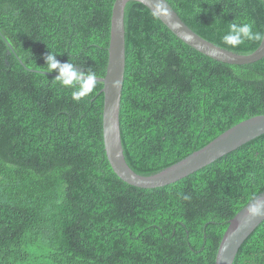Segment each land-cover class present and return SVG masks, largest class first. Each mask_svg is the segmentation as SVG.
Here are the masks:
<instances>
[{"label":"trees","instance_id":"trees-1","mask_svg":"<svg viewBox=\"0 0 264 264\" xmlns=\"http://www.w3.org/2000/svg\"><path fill=\"white\" fill-rule=\"evenodd\" d=\"M207 40L233 22L264 33V0H167ZM115 0H0V264H215L229 221L264 191V134L165 186L112 169L103 82L76 101L47 73L106 75ZM120 125L129 165L157 172L264 113V58L226 63L192 48L145 4L125 11ZM233 264H264V221Z\"/></svg>","mask_w":264,"mask_h":264},{"label":"water","instance_id":"water-1","mask_svg":"<svg viewBox=\"0 0 264 264\" xmlns=\"http://www.w3.org/2000/svg\"><path fill=\"white\" fill-rule=\"evenodd\" d=\"M145 4L182 41L216 60L233 64H247L264 58V44L251 53L243 54L211 42L190 28L175 9L164 0H115L112 8L110 43L106 75L96 78L103 82V138L104 149L114 172L125 182L140 188L162 187L174 183L242 144L264 134V114L246 118L231 126L202 148L193 151L181 160L152 174L136 172L127 162L122 143L120 110L126 66L125 11L128 2ZM119 80V88H112V81ZM264 202V191L249 201L230 219L220 241L215 264H233L249 236L264 221V217H250L247 209L254 203Z\"/></svg>","mask_w":264,"mask_h":264},{"label":"clouds","instance_id":"clouds-1","mask_svg":"<svg viewBox=\"0 0 264 264\" xmlns=\"http://www.w3.org/2000/svg\"><path fill=\"white\" fill-rule=\"evenodd\" d=\"M164 0H159L158 6H163ZM223 44L231 48H236L245 41H256L264 44V33L254 30V26L249 22H233L222 37ZM47 73L57 72L55 77L61 87L72 89V98L79 101L94 92L96 86V74L91 70H81L75 64L61 62L57 59V54L49 52L45 57ZM112 88L120 86L119 80L112 81ZM250 217H264V202L258 201L247 209Z\"/></svg>","mask_w":264,"mask_h":264},{"label":"rangeland","instance_id":"rangeland-1","mask_svg":"<svg viewBox=\"0 0 264 264\" xmlns=\"http://www.w3.org/2000/svg\"><path fill=\"white\" fill-rule=\"evenodd\" d=\"M262 114H264V113H262ZM257 115H259V114H257ZM253 116H255V115H253ZM252 117V116H251Z\"/></svg>","mask_w":264,"mask_h":264}]
</instances>
